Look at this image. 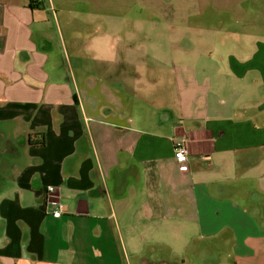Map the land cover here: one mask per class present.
I'll return each instance as SVG.
<instances>
[{
    "label": "crops",
    "instance_id": "1",
    "mask_svg": "<svg viewBox=\"0 0 264 264\" xmlns=\"http://www.w3.org/2000/svg\"><path fill=\"white\" fill-rule=\"evenodd\" d=\"M34 3L0 0V145L16 147L0 160V264H198L185 256L193 238L180 248L167 233L188 222L200 231L191 237L231 230L234 261L264 257V230L248 237L259 225L250 211L264 219V42L249 63L228 64L242 83L252 74L247 96L233 81L197 93L194 108L179 92L176 107L116 108L79 86L74 67L90 71L79 53L61 44L54 57ZM50 184L65 209L57 217Z\"/></svg>",
    "mask_w": 264,
    "mask_h": 264
},
{
    "label": "rangeland",
    "instance_id": "2",
    "mask_svg": "<svg viewBox=\"0 0 264 264\" xmlns=\"http://www.w3.org/2000/svg\"><path fill=\"white\" fill-rule=\"evenodd\" d=\"M42 2L45 33L53 45L54 57L61 44L73 58L79 53L77 57L86 59V68H90L77 72L79 67H74L79 86L91 91L97 101L116 108H145L163 103L176 107L178 92L183 105L194 108L198 106L197 93L218 91L214 84L232 85L233 81L239 82L238 92L247 96L246 85L252 81V74L242 83L236 80V73L228 72V64L236 60L249 63L250 58L258 57L257 43L264 42V0ZM77 33L80 39L76 38ZM73 43H84L85 47H73ZM59 65L60 61L54 68ZM54 74L60 76L56 71ZM126 97H131V102ZM254 188L261 190L259 184ZM250 214L258 218L259 225L249 229L248 237H256L264 230V219L258 210H251ZM154 228L149 229V235ZM176 232V246L179 244L180 248L193 238L185 256L191 258L196 253L198 264H264L263 256L248 260L236 257L234 261L230 253V246L232 250L234 245L229 237L236 236L231 230L204 236L211 238L191 237L198 236L200 231L188 222L167 231L170 236ZM244 236L245 233L238 237ZM191 261L185 260V264H195Z\"/></svg>",
    "mask_w": 264,
    "mask_h": 264
},
{
    "label": "built area",
    "instance_id": "3",
    "mask_svg": "<svg viewBox=\"0 0 264 264\" xmlns=\"http://www.w3.org/2000/svg\"><path fill=\"white\" fill-rule=\"evenodd\" d=\"M34 1V0H33ZM188 148L184 140H179L175 142L174 146V157L179 165V171L182 175H186L189 172V162H188ZM56 198V186L47 185L44 195L45 203L53 207L51 209V214L55 217L60 216L64 211V206L57 202Z\"/></svg>",
    "mask_w": 264,
    "mask_h": 264
},
{
    "label": "flooded vegetation",
    "instance_id": "4",
    "mask_svg": "<svg viewBox=\"0 0 264 264\" xmlns=\"http://www.w3.org/2000/svg\"><path fill=\"white\" fill-rule=\"evenodd\" d=\"M156 21H152L151 23L154 24ZM16 147L11 141H5L4 144L0 145V160L5 155L7 157H12L15 155ZM0 185H1V178H0ZM0 229H1V221H0Z\"/></svg>",
    "mask_w": 264,
    "mask_h": 264
},
{
    "label": "trees",
    "instance_id": "5",
    "mask_svg": "<svg viewBox=\"0 0 264 264\" xmlns=\"http://www.w3.org/2000/svg\"><path fill=\"white\" fill-rule=\"evenodd\" d=\"M31 7H33V6L31 5ZM38 135H40V136L43 137V134H42V133H41V134H38ZM43 144H44L43 139H41L40 141H37V142H35V143H33V142H29V145L42 146Z\"/></svg>",
    "mask_w": 264,
    "mask_h": 264
},
{
    "label": "water",
    "instance_id": "6",
    "mask_svg": "<svg viewBox=\"0 0 264 264\" xmlns=\"http://www.w3.org/2000/svg\"><path fill=\"white\" fill-rule=\"evenodd\" d=\"M164 118H166V116H164Z\"/></svg>",
    "mask_w": 264,
    "mask_h": 264
}]
</instances>
